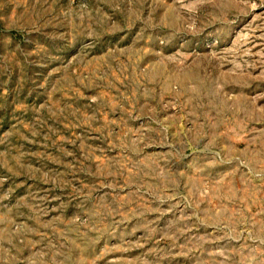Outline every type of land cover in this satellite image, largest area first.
Returning <instances> with one entry per match:
<instances>
[{
    "label": "rangeland",
    "instance_id": "rangeland-1",
    "mask_svg": "<svg viewBox=\"0 0 264 264\" xmlns=\"http://www.w3.org/2000/svg\"><path fill=\"white\" fill-rule=\"evenodd\" d=\"M0 264H264V0H0Z\"/></svg>",
    "mask_w": 264,
    "mask_h": 264
}]
</instances>
